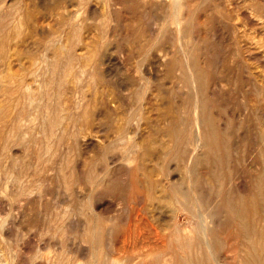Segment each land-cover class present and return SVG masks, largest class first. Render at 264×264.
<instances>
[{"label":"rangeland","instance_id":"1","mask_svg":"<svg viewBox=\"0 0 264 264\" xmlns=\"http://www.w3.org/2000/svg\"><path fill=\"white\" fill-rule=\"evenodd\" d=\"M141 1L122 0L121 2V0H118V3H116L117 0L114 1L113 0H104V1L103 0H85V1L84 0H61V1L34 0L35 2L34 3L32 0H19V2L17 0H0V171H1L0 173V217H1L0 218V251H1L0 261L1 264L2 263L52 264L61 258L64 261V264H87V263L100 264V262L104 260L108 261L110 264L111 262L110 259L112 256H114L116 259L115 261L116 263H112V264H162L163 262L161 261H164V259L167 257L171 259V264H174L175 261H176L175 264H179L178 261L180 260V258H182L184 254L186 255L190 253L194 257H196V255L198 254L196 258L199 260L205 258L204 251H202L197 247L196 240L191 241L192 246L190 248L185 250L183 248L180 249L181 247L178 248L175 239L169 236L167 227L165 228L162 225H161L162 228L156 226L158 221L157 222L155 221L154 215L157 214L156 212L157 210L155 211L152 210L153 208L152 209L150 208V206L153 205H150L151 203H149L150 200H148L147 197L148 194L146 193V191L144 190L140 191L141 188L138 187L134 189H131L130 187L126 188L127 184L125 183L129 181L131 175L129 173L131 171L132 174H134V176L137 173V175H139L137 176V178H139L140 180L143 177L139 168L136 169L137 159L139 155L138 145L140 140L139 132L135 131L136 130L135 125L138 119L135 117L133 118L132 120L133 124H131L130 127L131 129L128 128L129 132H126L124 134L125 138L123 140H115V138H117L115 129L118 126L122 125L123 116L125 114V110L127 109V107H125L124 105V102L126 101L123 102V99L125 100V98H127L129 93L135 91L139 94L137 97V102L135 104V110L139 112L143 106L147 109L148 112L150 110L149 115H150L151 123L147 125L143 124L142 128L144 129V132L149 133L150 137L153 139L157 138L158 136H160L158 138L162 137L165 140L169 138L168 136L164 137L162 132L161 133L159 132L158 135H155L157 134L155 133V129L157 127L161 129L165 128L166 116L171 113L172 111L171 109H173L172 104L174 107L181 105L182 99H184L183 97H185V91L187 87L183 84V82L179 77L181 69L179 68L180 70H178V68L172 67V65L170 64L169 65L166 64L168 61H170L172 58L176 56H178L181 59V63L184 65L186 63V59L188 58L189 53L196 51L198 56H200L199 58L202 60L203 65L205 64L204 67L205 69L207 68L206 70L208 71L207 72L208 75L212 78V82H213L212 90L214 92L217 91L218 93L216 92V95H218L222 100L227 102L226 104L227 106L224 105L220 107L221 111H223L224 117L227 118L228 116L227 113L229 114L230 111L231 112L233 111L237 114L242 113L240 119H238L239 123L235 125L234 134L232 137L235 142L239 141V143L241 144V150H239L238 155L235 151H232L229 161L225 164L227 171L229 170L227 185L229 186L233 185L235 187L238 184L239 186L241 184L243 176H246V181L248 182V184H251L253 175L256 173L257 168L261 166L260 163L262 157L259 154V152L255 153V158H253L254 156L250 158L249 156L250 153L244 148L246 147L245 144L247 145L248 139L255 137L256 132H258L260 129H263V125H264V0H164L165 2L163 0H141ZM175 1L178 2L179 4L175 3ZM163 2L165 3L164 6H160V4ZM45 5L46 6L49 5V6L46 7ZM64 5L68 6L70 9L67 7L68 9L67 11L66 6L64 7ZM179 6L180 8H178ZM98 7H100V9ZM34 8L36 9V11L34 10ZM109 8L111 9L112 13ZM55 9L56 11L54 12ZM148 9L149 11H147ZM11 14L12 17L10 16ZM3 15L5 16V18L3 17ZM27 16H29V19ZM113 16L115 17L113 18ZM1 17H3L4 19ZM55 19L56 21H54ZM62 19L63 21L64 20H69V22L72 21L75 24L78 22L77 25H79V29L71 31V29L68 27L63 28ZM177 20H179V23L176 22ZM187 22L190 24L191 32L185 35V33L182 31V27ZM86 23L87 25L89 24L90 25L87 26ZM40 24L41 26H39ZM45 24L48 25L46 26ZM126 26L128 28L130 26L131 27L128 29ZM171 28H173L172 31ZM140 29L141 30L143 29V31H138ZM65 30L68 33H66ZM115 31L118 34L115 33ZM44 32L45 34H43ZM34 36H36L37 38ZM114 36L116 39L114 38ZM143 39L146 40L142 41ZM87 41L88 42L91 41V42L88 44ZM71 43H73L72 51L76 55L75 59L71 58L70 60L66 51H62L63 65L59 71L58 78L61 79L63 83L62 99L63 97H67L68 101H70L69 103L71 104V108L70 110L68 109L69 110L68 112H70L71 114L73 113V116L66 117L67 110L64 109L63 112L61 111L62 113L61 115L65 113L64 114L65 116L63 115L64 117L63 123L65 122H66L65 124L68 123L67 125L69 130L68 133L64 134L62 133L61 126L60 128L57 127L58 136H60L61 139L60 141L54 136L46 135L45 131L41 127L38 107L42 106L43 107L42 109L45 113L49 111V108L43 105V101L39 100L38 98L33 99L32 102L31 100H27L25 103V115L21 119H15L17 108L15 109L14 104H10L11 102H9V99H7L9 96L6 93L7 92L6 90H8L9 87H11L12 81H14V79L22 78L26 80L28 83L32 80L30 82L31 84L29 83V89L32 94L36 93V91H39L40 90L39 88L41 87L40 85H42V74L49 73L48 64L50 61H52L51 54H53L54 52L53 50L55 46L57 45L65 46V45H70ZM84 43L87 44V46ZM129 43L130 46L128 47ZM27 44L29 45L27 46ZM123 45L124 48L122 47ZM210 45H212V47ZM88 46L90 49L87 48ZM132 47L133 49L131 50ZM181 47H183L184 50ZM35 48L38 50H36ZM92 48L94 49V51L92 50ZM21 49L22 50L25 49V51L22 52ZM28 51L30 54L28 53ZM47 51L49 53H47ZM102 51H103V55H101ZM165 52H168L167 58L163 59L162 54ZM134 55L135 57H133ZM44 58L46 62H44L45 61ZM79 58L82 60H80ZM22 59L23 61H21ZM30 59H32V61ZM104 61H106L107 63L106 62L104 63ZM68 62H70L71 64L69 65L66 64ZM81 62L86 63L85 70L83 71L75 70V68L78 67L77 65ZM102 62L103 65H101ZM35 65H37L36 66L37 68L35 67ZM39 65L41 68L38 67ZM150 66L151 68H149ZM27 67L30 68L27 69ZM214 67H216L217 70ZM25 68L27 70H23ZM13 69L16 71H13ZM183 69H186L185 65L183 66ZM98 70L99 72H97ZM81 72L84 73L81 74ZM67 73L69 74V76H67ZM99 73L100 74L102 73L101 76ZM94 75H96L95 77L96 80L94 79V77H92ZM156 78L157 80L155 81ZM67 79L69 82L67 81ZM104 79L107 80V82ZM218 79L221 82H219ZM98 82L100 85H98ZM112 82L117 84L115 85ZM155 82L158 83L157 86H155ZM71 83L73 86H71ZM251 83H256V86H254ZM102 85L103 86L105 85L106 89ZM35 86L38 87L36 88ZM133 86L134 87L137 86L138 88L137 87L134 88ZM212 86L210 87L212 88ZM257 86L260 89H257ZM112 88H114L113 90L118 95L113 93ZM117 88L120 89L118 90ZM48 89L52 90L50 88ZM255 89H257L258 93L255 91ZM70 90L73 91L72 93L69 94V92H71ZM110 90L112 91V93L110 92ZM102 91L103 93L105 92L104 93L105 97ZM109 94L111 95V97H113V101H111L112 98L110 97ZM150 94H152V96H150ZM107 95L109 97H107ZM103 97L106 98L104 101H103L104 99ZM65 99L66 98H64L63 100L66 103ZM37 100L39 103L37 102ZM62 101L61 103L64 104V101L63 102ZM87 101L90 103H88ZM166 101L167 103L165 104ZM96 104L97 107L95 106ZM114 104L118 107H116ZM256 104L260 106L258 118L254 115L255 111H253L252 109L253 107L255 108L257 107ZM107 105H109L110 108L107 107ZM94 106L96 108H93ZM9 107L11 108V110ZM84 108L86 109L84 110ZM101 108L102 110H100ZM93 109L98 114L96 115V117L95 116L91 117L90 112L88 113V111H92ZM110 109L112 111H110ZM86 110L87 112L86 114H84V111ZM4 111H7L8 113L6 118L3 117ZM99 112H101L100 116H99ZM114 113L116 114L118 113V114L116 115ZM106 114H108V116ZM160 114H162V116H160ZM101 117L105 119H102ZM6 119L10 123V125H7V127L4 126V124L6 123ZM121 119L122 122L118 121ZM79 120L82 121L83 123L80 122ZM17 122H19V127L14 128ZM117 123H119L118 126ZM155 123L157 126L155 125ZM160 123L163 126H160L161 125ZM9 128H11L13 131ZM79 128H81L82 131ZM19 132L21 134L20 137L17 136ZM26 132L28 133V135L26 134ZM70 139L72 141H69ZM111 141L115 142L114 146L112 148L106 149V144H108ZM47 142L49 146H51L48 147V149L44 148V145ZM87 148L89 149L91 148V149L87 150ZM5 150H7V152ZM39 150H41V154L39 153ZM85 151L87 153H85ZM74 152L75 154L73 155ZM116 154L122 157L125 156V159H119L115 163L117 165L115 167L108 165L109 169L106 167L104 170L98 171V173L100 174V175L98 174L99 175L98 177L100 178L90 183L88 181V177L90 175V172L93 170V167L89 164V162L86 161H89V158L92 159L96 156L102 155L105 157L104 162H108L110 160L109 156L112 157L115 156ZM134 154H137V156ZM90 155H92V157ZM130 158H133V161L130 160ZM85 159L87 160L85 161ZM5 160L8 162H4ZM125 160L128 161L130 160V161L128 163V161ZM150 160L153 161L155 160V162L149 161L148 165L152 166L156 164L158 168L157 171L149 172L150 177L153 179H160V180L163 179L165 176L164 174H166L167 171L163 169L161 166H159L158 163H156L157 162L156 158L152 157ZM163 160L164 159L160 157L159 163L160 162L163 163ZM55 161H57V163H56V167L54 168ZM133 165H135L134 168L132 167ZM5 166H7L8 168ZM51 167L53 168L51 169ZM255 167L257 168L255 169ZM80 172H83L82 176L84 178V181L82 184L79 182V176L81 175ZM158 173L162 176H160ZM13 177L14 179H12ZM112 181L115 184L112 183ZM121 183L122 185H120ZM80 185L86 186L85 192H79V190L81 191ZM25 187H29V192H28L29 194L27 195L22 193L23 192L22 189ZM71 187H73V189ZM123 187L125 189H122ZM44 191L47 193H45ZM104 191L107 193L101 196L100 194L103 193ZM84 193L88 195L87 197L90 198V200L86 196H84L85 195ZM156 193L157 195L165 194L164 191L163 192L159 191V193L158 192ZM34 194L35 196H32ZM44 195L46 196L42 197ZM65 195L67 196V198ZM28 198L30 200L31 198H33V200L30 201ZM36 199H38L39 202ZM125 199L126 200L128 199V201H126ZM23 200H25L26 202ZM28 200L30 203L28 202ZM41 201L43 204L41 203ZM78 201H81L82 203L79 204ZM132 201L134 204H132ZM178 201L179 200L176 198L175 194H172L171 196H169V199H165L163 201V205H164L163 209L167 217H172L173 210H177L181 206L180 202ZM175 203H177L176 204L177 206L175 205ZM38 204L40 205V207ZM71 206H73V208ZM145 207L147 211L144 210ZM74 208L75 210H73ZM110 210L114 212L112 213ZM169 210L172 211L169 212ZM45 211L47 212L45 213ZM247 212L248 213H246L245 219L255 227L256 232H259L262 235H264V210L263 211L259 210V212H255L254 214L250 212V209ZM54 213H56L57 215H54ZM110 213L113 215H111ZM124 213L126 214L129 213L128 215L131 214L133 216L135 215V217H137L138 219L140 217L139 220H137L136 222L134 221L136 223V224L134 223V226L135 227L139 226L138 231L140 233L138 235L139 237L137 236L139 241L137 242L136 246L133 247V244L131 245L132 247L129 246L130 247L129 250L132 249L130 250V252L129 250L128 252H123V250L121 251L118 248V246L121 245V238L123 239V237L119 238L120 241L115 251L113 247L114 244L113 235L112 233L109 232L110 231L109 229L111 228L110 226H112L113 224L117 223L118 227H120V225L122 226L123 224L124 226L127 223L126 220L128 215H125ZM92 216H95V222L92 223L91 226H87L86 223L87 218H90ZM108 216H111L112 218ZM121 218H123L124 220ZM111 220L114 223L111 222ZM138 221L139 223H137ZM220 222H222L224 225V233L231 234L234 237L236 236L238 237V241L239 243H241L239 246L238 255L240 254V252L241 254L244 253V250H242L244 249L242 247L243 237L241 236V233L239 231V228L236 224V220L234 219V217L229 215H223ZM72 223H74V226L72 225ZM101 224L103 225V228H100ZM93 225L95 226V228ZM152 227L153 230L154 228L158 230V234L152 230ZM55 230L57 233L55 232ZM29 237L30 238L32 237L31 240L29 239ZM48 237L50 240H48ZM38 238L40 239L38 240ZM43 238L45 241L43 240ZM93 239L95 241H93ZM153 240H155V242ZM141 246L143 247V249ZM44 248L46 250L49 249V251L46 254L44 253L46 251L44 250ZM137 249H139V251ZM149 250H151V253ZM195 250L197 251V253L195 252ZM147 251L149 252L147 253ZM155 253L157 257L154 256ZM41 254L42 256H40ZM49 254L53 256L52 258L55 260H53L51 256H49ZM150 256L152 258H150ZM47 257H49L52 261L47 260ZM119 257L120 259H118ZM137 257L139 259H134ZM79 260L83 262L81 263L80 261V263H78ZM237 261H240V256L235 258L234 260L228 257L226 260H224V263L239 264V262ZM240 263L245 264L241 261Z\"/></svg>","mask_w":264,"mask_h":264},{"label":"bare ground","instance_id":"2","mask_svg":"<svg viewBox=\"0 0 264 264\" xmlns=\"http://www.w3.org/2000/svg\"><path fill=\"white\" fill-rule=\"evenodd\" d=\"M19 2V0H17ZM34 2V0H32ZM44 1V0H43ZM61 1V0H60ZM85 1V0H84ZM104 1V0H103ZM114 1V0H113ZM127 1V0H126ZM139 1V0H138ZM141 1V0H140ZM164 1V0H163ZM31 2V1H30ZM29 2V3H30ZM46 2V1H45ZM122 2V0H121ZM124 2V1H123ZM136 2V1H135ZM142 2V1H141ZM165 2V1H164ZM161 3L160 6H164L165 3ZM14 3V2H13ZM35 3V2H34ZM37 3V2H36ZM62 3V2H61ZM109 3V2H108ZM118 3V0L117 2ZM120 3V2H119ZM147 3V2H145ZM154 3V2H153ZM175 3H178L175 1ZM19 4V3H17ZM49 4V3H48ZM54 4V3H53ZM60 4V3H59ZM179 4V3H178ZM36 5V4H35ZM58 5V4H57ZM75 5V3H74ZM135 5V4H134ZM140 5V3H139ZM143 5V4H142ZM150 5V3H149ZM177 5V4H176ZM46 6V5H45ZM49 6V5H47ZM46 6V7H47ZM66 5H64L65 7ZM114 6V5H113ZM144 6V5H143ZM142 6V7H143ZM15 7V6H14ZM13 7V8H14ZM28 7V6H27ZM38 7V6H37ZM68 6H66V10ZM95 7V6H94ZM110 7V6H109ZM137 7V6H136ZM141 7V9H142ZM154 7V6H153ZM156 7V6H155ZM42 8V7H41ZM69 8V7H68ZM72 8V7H71ZM93 8V6H92ZM100 9V7H98ZM176 8V7H175ZM180 8V6L178 7ZM28 9V8H27ZM46 9V8H45ZM65 9V8H64ZM70 9V8H69ZM75 9V8H74ZM110 9V8H109ZM133 9V8H132ZM138 9V8H137ZM150 9V8H149ZM149 9L147 11H149ZM17 10V9H16ZM34 10L36 11V9L34 8ZM39 10V9H38ZM47 10V9H46ZM63 10V9H62ZM61 10V12H62ZM92 10V9H91ZM95 10V9H94ZM105 10V9H104ZM113 10V9H112ZM27 11V10H26ZM56 11V9L54 10V12ZM58 11V10H57ZM111 11V9H110ZM146 11V12H147ZM178 11V10H177ZM205 11V10H204ZM31 12V11H30ZM64 12V11H63ZM75 12V11H74ZM94 12V11H93ZM96 12V11H95ZM98 12V10H97ZM101 12V11H100ZM103 12V11H102ZM182 12V11H181ZM49 13V12H48ZM60 13V12H59ZM73 13V12H70ZM112 13V11H111ZM134 13V12H133ZM138 13V12H137ZM176 13V12H175ZM207 13V12H206ZM6 14V13H5ZM36 14V13H35ZM52 14V12H51ZM65 14V13H64ZM63 14V15H64ZM97 14V13H96ZM102 14V13H101ZM178 14V13H177ZM21 15V14H20ZM46 15V14H45ZM62 15V16H63ZM69 15V14H68ZM99 15V13H98ZM115 15V14H114ZM137 15V14H136ZM12 17V14L10 15ZM23 16V15H22ZM35 16V15H34ZM60 16V15H59ZM91 16V15H90ZM177 16V15H175ZM180 16V14H179ZM177 16V17H179ZM3 17L5 18V16L3 15ZM1 17V18H3ZM29 19V16H27ZM55 17V16H54ZM115 16H113L114 18ZM135 17V16H134ZM133 17V18H134ZM161 17V16H160ZM189 17V16H188ZM197 17V16H196ZM3 18V19H4ZM59 18V17H58ZM155 18V17H154ZM153 18V19H154ZM32 19V18H31ZM50 19V18H49ZM92 19V18H91ZM97 19V18H96ZM46 20V19H45ZM59 20V19H58ZM61 20V19H60ZM157 20V19H156ZM155 20V21H156ZM29 21V20H28ZM56 21V19L54 20ZM63 21V19H62ZM206 21V20H205ZM20 22V21H19ZM23 22V21H22ZM40 22V21H39ZM47 22V21H46ZM50 22V20H49ZM52 22V21H51ZM82 22V21H81ZM91 22V21H90ZM94 22V21H93ZM176 22L179 23V20H177ZM197 22V21H196ZM202 22V21H201ZM199 22V23H201ZM12 23V22H11ZM27 23V22H26ZM30 23V22H29ZM37 23V22H36ZM43 23V22H42ZM45 23V21H44ZM78 23V22H77ZM77 23L75 24L74 22L69 20H64L62 23V27H68L71 29V31L77 30L79 29V25H77ZM95 23V22H94ZM157 23V22H156ZM23 24V23H21ZM38 25V24H37ZM36 25V26H37ZM46 25V24H45ZM48 25V24H47ZM46 25V26H47ZM87 25V23H86ZM90 25V24H89ZM87 25V26H89ZM31 26V25H29ZM41 26V24L39 25ZM58 26V25H57ZM56 26V27H57ZM128 26V25H127ZM126 26V27H127ZM195 26V25H194ZM131 27V26H130ZM129 27V28H130ZM133 27V26H132ZM168 27V26H166ZM193 27V26H192ZM35 28V27H34ZM44 28V27H43ZM49 28V27H48ZM128 28V27H127ZM128 28V29H129ZM138 28V27H136ZM165 28V27H164ZM208 28V27H207ZM210 28V27H209ZM45 29V28H44ZM173 28H171L172 31ZM37 30V29H36ZM83 30V29H81ZM115 30V28H114ZM113 30V31H114ZM193 30V29H192ZM45 31V30H44ZM50 31V30H48ZM68 31V30H67ZM109 31V30H108ZM107 31V32H108ZM138 31H143V29L138 30ZM182 31L186 34H189L191 32V27L190 24L187 22L185 25H183L182 27ZM66 32V30H65ZM64 32V33H65ZM169 32V31H168ZM204 32V31H203ZM63 33V34H64ZM68 33V32H66ZM70 33V32H69ZM109 33V32H108ZM114 33V32H113ZM115 33H117L115 31ZM131 33V32H130ZM152 33V32H151ZM179 33V32H178ZM181 33V32H180ZM30 34V33H29ZM45 34V32L43 33ZM118 34V33H117ZM125 34V33H124ZM129 34V31H128ZM204 34V33H203ZM202 34V35H203ZM31 35V34H30ZM47 35V34H46ZM49 35V34H48ZM65 35V34H64ZM67 35V34H66ZM150 35V34H147ZM180 35V34H179ZM178 35V36H179ZM195 35V34H194ZM32 36V35H31ZM38 36V35H36ZM34 36V37H36ZM56 36V35H55ZM113 36V35H111ZM125 36V35H124ZM123 36V37H124ZM69 37V36H68ZM83 37V36H82ZM180 37V36H179ZM37 38V37H36ZM115 38V36H114ZM149 38V37H148ZM158 38V37H157ZM196 38V37H195ZM205 38V37H204ZM211 38V37H210ZM29 39V38H28ZM76 39V38H75ZM116 39V38H115ZM119 39V37H118ZM152 39V38H151ZM150 39V40H151ZM197 39V38H196ZM51 40V39H50ZM88 40V38H87ZM146 39H143L142 41H144ZM180 40V39H179ZM27 41V40H25ZM36 41V40H35ZM38 41V40H37ZM92 41V40H91ZM91 41H87L88 44ZM126 41V40H125ZM129 41V40H128ZM138 41V40H137ZM140 41V40H139ZM148 41V40H147ZM188 41V40H187ZM41 42V41H40ZM63 42V41H62ZM61 42V43H62ZM78 42V41H77ZM93 42V41H92ZM130 42V41H129ZM29 43V42H26ZM32 43V42H31ZM102 43V42H101ZM135 43V40H134ZM189 43V42H188ZM36 44V43H35ZM34 44V45H35ZM43 44V43H42ZM45 44V42H44ZM64 44V43H63ZM85 44V43H84ZM110 44V43H109ZM108 44V45H109ZM125 44V43H124ZM133 44V43H132ZM141 44V43H140ZM29 44H27L28 46ZM33 45V44H32ZM31 45V47H32ZM87 46V44H85ZM94 45V44H93ZM138 45V44H137ZM142 45V44H141ZM188 45V44H187ZM91 46V45H89ZM89 46L87 48H89ZM130 46V43L128 44V47ZM134 46V45H133ZM212 47V45H210ZM11 47V46H10ZM20 47V46H19ZM23 47V46H22ZM26 47V46H25ZM36 47V46H35ZM38 47V46H37ZM99 47V46H98ZM124 48V45L122 46ZM121 47V49H122ZM146 47V45H145ZM172 47V46H171ZM24 48V47H23ZM22 48V49H23ZM28 48V47H27ZM30 48V47H29ZM73 48V43H71L70 45H57L54 48V52L52 55V61L49 62V73H43L42 74V85H40L41 87L39 88V91H36V93L32 94L30 92L29 89V83L32 81H30L29 83L22 79V78H16L14 79V81H12L11 87H9L8 90H6L7 95L9 96L7 99H9V102H11L10 104H14L15 109L17 108V112L15 114V119H21L24 115H25V103L27 100H32L35 98H38L39 100L43 101V105L47 106L49 108V111L47 113H45L43 111V107L39 106L38 107V111H39V117H40V124L42 129L45 131L46 135H50V136H54L57 139H60V136H58V130L57 127L60 128L61 126V130L62 133L66 134L68 133V123L65 124L63 123V115H61V111L63 112V110H67V114L66 117H72L73 113L71 114L70 112H68L71 108V104L69 103L70 101H68L67 97H63L66 98V103L65 101L62 99L63 96V83L61 81V79L58 78L59 75V71L63 65V57H62V51H66L67 55L69 56L70 60L71 58L75 59V53H73L72 51ZM94 48V47H93ZM92 48V50L94 51V49ZM183 49V47H181ZM21 51H25L22 50ZM36 49V48H35ZM90 49V48H89ZM133 49V47L131 48V50ZM28 50V49H27ZM38 50V49H36ZM88 50V49H87ZM110 50V49H109ZM130 50V51H131ZM184 50V49H183ZM195 50V49H194ZM32 51V49H31ZM49 51V50H48ZM47 51V53H49ZM84 51V50H83ZM91 51V50H89ZM105 51V50H103ZM103 51L101 53V55H103ZM121 51V50H120ZM140 51V50H139ZM85 52V51H84ZM123 52V51H122ZM126 52V51H125ZM161 52V51H160ZM184 52V51H183ZM19 53V52H18ZM29 53V51H28ZM38 53V51H37ZM45 53V52H44ZM65 53V52H64ZM78 53V52H77ZM91 53V52H90ZM106 53V52H105ZM246 53V52H245ZM30 54V53H29ZM27 54V55H29ZM36 54V53H35ZM89 54V53H87ZM95 54V53H93ZM134 54V53H133ZM167 54L168 52L163 53V59L167 58ZM212 54V53H211ZM50 55V56H51ZM132 55V53H131ZM185 55V54H184ZM15 56V55H14ZM23 56V55H21ZM123 56V55H122ZM186 56V55H185ZM20 57V56H19ZM31 57V56H30ZM29 57V58H30ZM132 57V56H131ZM135 57V55L133 56ZM187 57V56H186ZM185 57V58H186ZM200 56H198V54L196 53V51L190 52L188 55V58L186 59V63L184 64L186 69H183V64L181 63V59L176 56L174 58H172L170 61H168L166 64H170L172 65V67H176L178 68V70H180V79L183 82V84L187 87L186 91H185V97H183L184 99H182V103L181 105L178 106H173L172 104V108L171 109V113L168 114L166 116V124H165V128L161 129L159 127H157L155 129V135H158V133L162 132L164 137L168 136L169 138L167 140H165L164 138H158L160 136H158L157 138H151L149 133H145L143 127V124L147 125L151 123V119H150V108L148 109L149 112L147 111V109L143 106L139 112H137V110H135V104L137 102V97H138V93L135 92H131L128 94L127 98H125V100L123 99L124 105L125 107H127V109L125 110V114L123 116V123L122 125L118 126L119 123H117V128L115 129L116 132V136L117 138H115V140H123L124 134L128 131V128L131 129V124L133 118H137V123H136V132H139L140 134V140H139V155H138V159H137V166L136 169L139 168V170L141 171L142 174V179L140 180L139 178H137V173H136V177L134 176V174H132V171L129 173L130 175V179L129 181H127L125 184H127L126 188L130 187L131 189L134 188H141V190L146 191V193L148 194V200L149 203H151L150 208L152 210H157V214L154 215L155 221L157 222L156 226L161 227V225L163 227H167L168 228V234L170 237H173L175 239V242L178 246V248L180 249H188L192 246V242L193 240L197 241V247L199 249H201L202 251H204V255L205 258L204 259H197V255L196 257H194L193 255L190 254H184L182 258H180V260L178 261L179 264H227L224 263V260H226L228 257L232 258L233 260L237 257L240 256V261L245 263V264H264V235H262L259 232L255 231V227L245 219L246 217V213H248L247 211L250 209L251 213H255V212H259L264 210V125H263V129H260L258 132H256L255 137H252L250 139H248L247 141V145L245 144V150H247L250 153V158H255V153L259 152V154L261 155L262 159H261V166H259L258 168L255 167L256 173L253 175L252 180H251V184H248V182L246 181V176H243L241 184L238 186H229L227 185L228 183V171L226 169L225 164L229 161L230 155L232 151H235L238 155L239 150H241V144L239 143V141H234L233 140V134H234V128L235 125L238 122V119H240V116L242 115V113L237 114L235 112H231L229 109V114L227 113V118L224 117L223 111H221V106H227V102L222 100L218 95H216V92H214L213 86H212V78L208 75V71L205 69L202 60L199 58ZM28 58V57H27ZM20 59V58H19ZM37 59V58H36ZM72 59V60H73ZM80 59V58H79ZM139 59V58H137ZM32 61V59H30ZM34 60V58H33ZM45 60V58H44ZM82 60V59H80ZM79 60V61H80ZM91 60V59H90ZM104 60V59H103ZM120 60V59H119ZM23 61V59L21 60ZM84 61V60H83ZM86 61V60H85ZM89 61V60H88ZM99 61V60H98ZM108 61V59H107ZM121 61V60H120ZM206 61V60H205ZM42 62V61H41ZM46 62V60L44 61ZM106 61H104L105 63ZM30 63V61H29ZM107 63V62H106ZM211 63V62H210ZM66 64H71L70 62L66 63ZM75 64V63H74ZM88 64V63H87ZM239 64V62H238ZM85 65L86 63H79L75 68V70H85ZM103 65V62L102 64ZM146 65V64H145ZM25 66V65H24ZM28 66V65H26ZM37 65H35L36 67ZM40 67V65L38 66ZM100 67V66H99ZM30 67H27V69H29ZM37 68V67H36ZM41 68V67H40ZM39 68V69H40ZM65 68V67H64ZM74 68V67H73ZM151 68V66L149 67ZM153 68V67H152ZM180 68V69H179ZM213 68V67H212ZM216 68V67H214ZM26 68L23 70H27ZM34 69V68H33ZM104 69V68H103ZM22 70V69H21ZM65 70V69H64ZM68 70V69H67ZM217 70V68H216ZM215 70V71H216ZM13 71H16L13 69ZM46 71V70H45ZM44 71V72H45ZM63 71V70H61ZM73 71V70H71ZM70 71V72H71ZM101 71V70H100ZM105 71V70H103ZM20 72V71H19ZM22 72V71H21ZM31 72V71H30ZM36 72V70H35ZM67 72V71H66ZM69 72V71H68ZM75 72V71H74ZM99 72V70L97 71ZM15 73V72H14ZM34 73V72H33ZM84 72H81V74ZM134 73V72H133ZM132 73V74H133ZM161 73V72H160ZM30 74V73H29ZM91 74V73H90ZM98 74V73H97ZM100 74V73H99ZM102 74V73H101ZM100 74V76H101ZM105 74V73H104ZM13 75V73H12ZM71 75V73H70ZM120 75V74H119ZM147 75V74H145ZM215 75V74H214ZM15 76V75H14ZM20 76V75H19ZM31 76V75H30ZM41 76V75H40ZM67 76H69V74L67 73ZM89 76V75H88ZM116 76V75H115ZM127 76V75H126ZM2 77V76H1ZM12 77V76H11ZM86 77V76H85ZM96 77V75L92 76ZM104 77V76H103ZM162 77V76H161ZM217 77V76H216ZM229 77V76H228ZM6 78V77H4ZM87 78V77H86ZM91 78V77H90ZM127 78V77H126ZM149 78V75H148ZM215 78V77H214ZM218 78V77H217ZM232 78V77H231ZM29 79V78H28ZM74 79V78H73ZM83 79V78H82ZM99 79V78H98ZM103 79V78H101ZM100 79V80H101ZM120 79V78H119ZM124 79V78H123ZM161 79V78H160ZM220 79V78H219ZM218 79V81H219ZM38 80V79H37ZM96 80V79H95ZM105 80V79H104ZM149 80V79H148ZM157 80V78L155 79V81ZM4 81V80H3ZM68 81V79H67ZM76 81V80H74ZM81 81V80H80ZM89 81V80H88ZM87 81V82H88ZM102 81V80H101ZM107 82V80H105ZM243 81V80H242ZM241 81V82H242ZM35 82V81H34ZM41 82V81H40ZM69 82V81H68ZM71 82V81H70ZM79 82V81H78ZM116 82V81H114ZM112 82V83H114ZM127 82V81H126ZM141 82V81H140ZM149 82V81H148ZM221 82V81H219ZM245 82V80H244ZM254 82V81H253ZM256 82V81H255ZM77 83V82H75ZM80 83V82H79ZM89 83V82H88ZM95 83V82H94ZM104 83V81H103ZM31 84V83H30ZM102 84V83H101ZM115 84V83H114ZM117 84V83H116ZM115 84V85H116ZM212 86V88L209 86ZM226 84V83H225ZM229 84V83H228ZM254 86H256V83H251ZM39 85V84H38ZM65 85V84H64ZM91 85V83H90ZM98 85L99 82H98ZM109 85V84H107ZM120 85V84H119ZM137 85V84H136ZM140 85V84H139ZM158 83L155 82V86H157ZM214 85V84H213ZM231 85V84H230ZM66 86V85H65ZM64 86V87H65ZM71 86L72 83H71ZM89 86V85H88ZM103 86V85H102ZM149 86V85H148ZM163 86V85H162ZM232 86V85H231ZM234 86V85H233ZM239 86V85H238ZM5 87V85H4ZM36 87V86H35ZM33 87V88H35ZM38 87V86H37ZM36 87V88H37ZM90 87V86H89ZM100 87V86H99ZM105 88V85L103 86ZM113 87V86H111ZM125 87V86H124ZM134 87V86H133ZM137 87V86H136ZM134 87V88H136ZM235 87V86H234ZM2 88V86H1ZM48 88L52 89L49 90ZM67 88V87H66ZM69 88V87H68ZM74 88V87H72ZM87 88V87H86ZM91 88V87H90ZM88 88V89H90ZM122 88V87H121ZM138 88V87H137ZM185 88V87H184ZM226 88V87H225ZM101 89V88H100ZM106 89V88H105ZM104 89V90H105ZM114 88H112L113 90ZM118 89V88H117ZM120 89V88H119ZM118 89V90H119ZM154 89V88H153ZM172 89V88H171ZM174 89V88H173ZM239 89V88H238ZM257 89H260L257 86ZM257 89H255V91L257 92ZM65 90V89H64ZM82 90V89H81ZM99 90V88H98ZM168 90V89H166ZM226 90V89H225ZM72 93L73 90H70ZM87 91V90H86ZM96 91V90H95ZM106 91V90H105ZM108 91V90H107ZM117 91V90H116ZM125 91V90H124ZM128 91V90H127ZM165 91V90H164ZM98 92V91H97ZM96 92V93H97ZM110 92L112 93V91L110 90ZM120 92V91H119ZM154 92V91H153ZM166 92V91H165ZM164 92V93H165ZM248 92V91H247ZM67 93V92H66ZM74 93V92H73ZM99 93V92H98ZM97 93V94H98ZM103 93V91H102ZM101 93V94H102ZM105 93V92H104ZM103 93L104 97L105 94ZM110 93V94H111ZM113 93H115V91L113 90ZM121 93V92H120ZM119 93V94H120ZM163 93V94H164ZM218 93V92H217ZM258 93V92H257ZM65 94V93H64ZM84 94V93H83ZM91 94V93H90ZM89 94V95H90ZM96 94V95H97ZM109 94V95H110ZM117 94V93H115ZM114 94V95H115ZM5 95V92H4ZM118 95V94H117ZM122 95V94H121ZM67 96V94H66ZM72 96V95H70ZM68 96V97H70ZM85 96V95H84ZM100 96V95H99ZM113 96V95H112ZM150 96H152V94H150ZM174 96V95H173ZM225 96V95H224ZM87 97V95H86ZM95 97V94H94ZM92 97V98H94ZM103 97V98H104ZM107 97H109L107 95ZM111 97V95H110ZM115 97V96H114ZM123 97V96H122ZM157 97V95H156ZM182 97V96H181ZM113 101V97H111ZM109 98V99H111ZM119 98V97H118ZM155 98V97H153ZM161 98V97H160ZM98 99V98H95ZM102 99V98H101ZM106 98L103 99V101ZM64 101V104L61 103V101ZM70 100V99H69ZM73 100V99H72ZM91 100V99H90ZM89 100V101H90ZM115 100V99H114ZM117 100V98H116ZM115 100V101H116ZM120 100V99H119ZM7 101V100H5ZM62 101V102H63ZM82 101V100H81ZM96 101V100H95ZM101 101V100H100ZM102 101V103H103ZM114 101V102H115ZM150 101V99H149ZM156 101V100H155ZM154 101V102H155ZM161 101V100H160ZM164 101V99H163ZM172 101V99H171ZM38 102V100H37ZM86 102V101H85ZM88 102V101H87ZM122 102V103H123ZM157 102V101H156ZM39 103V102H38ZM90 103V102H88ZM86 103V104H88ZM96 103V102H95ZM100 103V102H97ZM110 103V100H109ZM108 103V104H109ZM113 103V102H112ZM121 103V102H119ZM153 103V102H152ZM167 103V101L165 102V104ZM180 103V102H179ZM4 104V103H3ZM79 104V103H78ZM107 104V103H106ZM118 104V103H116ZM150 104V103H149ZM94 105V104H93ZM115 105V104H114ZM113 105V106H114ZM253 105V104H252ZM38 106V105H37ZM97 107V104L95 105ZM93 108H96V107ZM100 106V105H99ZM116 106V105H115ZM148 106V104H147ZM159 106V104H158ZM171 106V105H170ZM256 108L253 107V111H255L254 115L258 118L259 116V109L260 106L258 104H256ZM36 107V106H35ZM107 107H109V105H107ZM118 107V106H116ZM161 107V106H160ZM159 107V108H160ZM164 107V106H163ZM262 107V106H261ZM8 108V107H7ZM10 108V107H9ZM78 108V107H77ZM110 108V107H109ZM114 108V107H113ZM158 108V107H157ZM62 109V110H61ZM69 109V110H68ZM86 108H84L85 110ZM112 109V108H111ZM110 109V111H112ZM119 109V108H118ZM117 109V110H118ZM152 109V108H151ZM156 109V108H155ZM243 109V108H242ZM6 110V109H4ZM11 110V108H10ZM88 110V109H87ZM86 111H84V114H86ZM102 110V108L100 109ZM109 110V109H108ZM154 110V109H153ZM158 110V109H157ZM163 110V109H162ZM250 110V109H249ZM8 111V110H7ZM7 111L3 112V117L6 118L7 116ZM105 111V110H103ZM102 111V112H103ZM166 111V110H165ZM242 111V110H241ZM245 111V110H244ZM90 112V116L93 117L96 115H98L96 113V111L93 109L92 111H88V113ZM120 112V111H119ZM164 112V111H162ZM237 112V111H236ZM246 112V111H245ZM99 112V116H100ZM244 113V112H243ZM261 113V112H260ZM103 114V113H102ZM116 114V113H114ZM118 114V113H117ZM116 114V115H117ZM80 115V114H79ZM104 115V114H103ZM108 116V114H106ZM121 115V114H120ZM123 115V114H122ZM65 116V115H64ZM77 116V115H76ZM81 116V115H80ZM102 116V115H101ZM112 116V115H111ZM119 116V115H118ZM160 116H162V114H160ZM82 117V116H81ZM103 117V116H102ZM101 117V118H102ZM76 118V117H75ZM98 118V116H97ZM100 118V119H101ZM112 118V117H111ZM122 118V117H121ZM225 118V119H224ZM35 119V118H34ZM83 119V118H82ZM105 119V118H102ZM250 119V118H249ZM108 120V119H107ZM136 120V119H134ZM80 121V120H79ZM86 121V120H85ZM88 121V120H87ZM110 121V120H109ZM113 121V120H111ZM117 121V120H116ZM115 121V123H116ZM122 122L121 120H118ZM248 121V120H247ZM262 121V120H261ZM82 122V121H80ZM263 122V121H262ZM75 123V122H74ZM83 123V122H82ZM81 123V124H82ZM97 123V122H96ZM107 123V122H106ZM163 123V122H162ZM101 124V122H100ZM114 124V123H113ZM158 124V123H157ZM161 124V123H160ZM159 124V125H160ZM7 125H10V123L8 122V120L6 119V123L4 124L5 127H7ZM156 125V123H155ZM81 126V125H80ZM157 126V125H156ZM160 126H163L162 124ZM239 126V125H237ZM19 127V122L16 123L14 128ZM93 127V126H92ZM101 127V126H100ZM103 127V126H102ZM155 127V126H154ZM248 127V126H247ZM254 127V126H253ZM257 127V126H256ZM21 128V127H20ZM109 128V127H108ZM148 128V127H147ZM153 128V126H152ZM261 128V127H260ZM11 129V128H9ZM81 131L82 129L79 128ZM97 129V128H96ZM95 129V130H96ZM12 130V129H11ZM74 130V129H73ZM98 130V129H97ZM13 131V130H12ZM80 131V132H81ZM23 132V131H22ZM21 132V133H22ZM73 132V131H72ZM135 132V134H136ZM149 132V131H148ZM153 132V131H152ZM111 133V132H110ZM255 133V132H254ZM26 134L28 135V133L26 132ZM104 134V133H103ZM25 135V134H24ZM75 135V133H74ZM81 135V134H79ZM138 135V134H137ZM153 135V134H152ZM154 135V136H155ZM162 135V134H161ZM17 136H21L20 132L17 134ZM78 136V135H77ZM136 136V135H135ZM76 137V136H75ZM241 137V136H240ZM244 137V136H243ZM250 137V136H249ZM70 138V137H69ZM109 138V137H108ZM136 138V137H135ZM127 139V138H126ZM138 139V137H137ZM90 140V139H89ZM114 140V141H115ZM69 141H72L71 139ZM76 141V140H75ZM88 141V140H87ZM92 141V140H91ZM114 141L109 142L108 144H106V149L108 148H112L115 144ZM130 141V140H128ZM94 142V141H93ZM101 144V143H100ZM129 144V143H128ZM243 144V143H242ZM54 145V144H53ZM79 145V144H78ZM77 145V147H78ZM95 145V144H94ZM49 146L48 142L44 145V148L48 149ZM63 147V146H62ZM121 147V145H120ZM38 148V147H37ZM56 148V146H55ZM124 148V147H123ZM83 149V148H82ZM89 148H87L88 150ZM91 149V148H90ZM89 149V150H90ZM94 149V148H93ZM92 149V150H93ZM118 149V148H117ZM29 150V148H28ZM31 150V148H30ZM79 150V149H78ZM136 150V149H135ZM7 152V150H5ZM126 151V150H124ZM130 151V149H129ZM32 152V151H31ZM90 152V151H89ZM88 152V153H89ZM92 152V151H91ZM247 152V153H248ZM5 153V152H4ZM39 153L41 154V150H39ZM85 153H87L85 151ZM117 153V152H115ZM15 154V153H14ZM75 154V152L73 153V155ZM138 154V153H137ZM137 154H134L137 156ZM236 155V154H235ZM2 156V154H1ZM14 156V155H13ZM82 156V155H81ZM86 156V155H85ZM92 157V155H90ZM110 160L108 162H104V156H96L92 159L89 158V161H86L87 159H85L86 162H89V164L93 167V170L90 172V175L88 177V181L94 182L96 181L100 174L98 173V171H102L104 170L106 167L108 168V165H111L113 167L117 166L115 163L119 160V159H125V156H118L117 154L115 156H109ZM152 157L156 158L157 162L159 164V166H161L163 169H165L167 172L166 174H164V178L163 179H153L150 177L149 172H153V171H157V165H152L149 166L148 162L152 161L155 162V160H150ZM160 157L163 160V163L160 162L159 163V159ZM134 158V156H133ZM133 158H130V160L133 161ZM137 158V157H136ZM9 159V158H8ZM18 159V158H17ZM19 160V159H18ZM21 160V159H20ZM82 160V159H80ZM129 160V161H130ZM11 161V160H10ZM22 161V160H21ZM77 161V160H76ZM128 161V160H125ZM128 161V163H129ZM131 161V162H132ZM4 162H8V161H4ZM35 162V161H34ZM82 162V161H81ZM130 162V163H131ZM10 163V162H9ZM54 168L56 167V163L57 161L54 162ZM152 164V163H151ZM29 165V164H28ZM233 165V163H232ZM4 166V165H3ZM37 166V165H36ZM58 166V165H57ZM80 166V165H79ZM77 166V167H79ZM130 166V165H129ZM135 165H133L132 167L134 168ZM252 166V165H251ZM7 167V166H5ZM48 167V166H47ZM131 167V169H132ZM254 167V166H253ZM8 168V167H7ZM6 168V169H7ZM50 168V167H49ZM53 167H51L52 169ZM121 168V167H120ZM130 168V167H129ZM232 168V167H231ZM109 169V168H108ZM119 169V168H118ZM162 169V170H163ZM8 170V169H7ZM130 170V169H129ZM52 171V170H51ZM79 171V169H78ZM82 171V170H81ZM135 171V169H134ZM138 171V170H137ZM232 171V170H231ZM4 172V171H2ZM115 172V171H114ZM1 173V171H0ZM12 173V172H11ZM16 173V172H15ZM67 173V172H66ZM81 175L79 176V182L82 184L84 181V178L82 176L83 172H80ZM135 173V172H134ZM139 173V172H138ZM161 173V172H160ZM239 173V172H238ZM87 174V173H85ZM99 174V175H98ZM149 174V175H148ZM155 174V173H154ZM159 174V173H158ZM61 175V174H60ZM87 175V176H88ZM103 175V174H102ZM156 175V174H155ZM160 175V174H159ZM158 175V176H159ZM52 176V175H50ZM129 176V175H128ZM162 176V175H160ZM6 177V176H4ZM21 177V176H20ZM29 177V176H28ZM42 177V176H41ZM39 177V178H41ZM54 177V176H53ZM235 177V176H234ZM8 179V178H7ZM14 179V177L12 178ZM23 179V178H22ZM64 179V178H63ZM25 180V179H24ZM27 180V178H26ZM35 180V179H34ZM22 181V180H21ZM49 181V180H48ZM59 181V179H58ZM114 181V180H113ZM112 181V183H114ZM26 182V181H25ZM31 182V181H29ZM52 182V181H50ZM123 182V181H122ZM238 182V181H237ZM61 183V182H60ZM230 183V182H229ZM53 184V183H52ZM115 184V183H114ZM32 185V183H31ZM85 185V184H83ZM92 185V184H91ZM122 185V183L120 184ZM208 187H207V186ZM53 186V185H51ZM77 186V185H76ZM96 186V185H95ZM115 186V185H114ZM228 186V187H227ZM41 187V186H40ZM55 187V186H54ZM81 187V191L79 190V192H85L86 191V186H82ZM125 187V186H124ZM122 189H125V188ZM73 189V187H71ZM106 188V187H105ZM39 189V188H38ZM69 189V187H68ZM107 189V188H106ZM130 189V191H131ZM90 190V188H89ZM139 190V189H138ZM22 193L23 194H29V187H25L22 189ZM38 191V190H37ZM41 191V189H40ZM67 191V190H66ZM129 191V192H130ZM159 191H164L165 194L164 195H157L156 192L159 193ZM45 192V191H44ZM62 192V191H61ZM64 192V191H63ZM91 192V191H90ZM125 192V190H124ZM138 192V191H137ZM5 193V192H3ZM34 193V192H33ZM36 193V192H35ZM47 193V192H45ZM107 192H103V193H99L101 196L106 194ZM176 195V198L179 200L178 202H180L181 206L177 209V210H173V216L172 217H167V215L164 212V205H163V201L165 199H169V196H171L172 194ZM17 194V193H16ZM83 194V193H81ZM80 194V195H81ZM85 194V193H84ZM88 194V193H87ZM7 195V194H6ZM21 195V194H20ZM90 195V194H89ZM111 195V194H110ZM116 195V194H115ZM142 195V194H141ZM8 196V195H7ZM32 196H35L32 195ZM46 195L42 196L45 197ZM66 196V195H65ZM69 196V195H68ZM76 196V195H75ZM79 196V195H78ZM84 196H88V195H84ZM124 196V195H123ZM143 196V195H142ZM5 197V196H4ZM90 197V196H89ZM132 197V196H131ZM134 197V196H133ZM144 197V196H143ZM175 197V196H174ZM27 198V197H26ZM35 198V197H34ZM67 198V196H66ZM88 198V197H87ZM117 198V197H116ZM114 198V199H116ZM123 198V197H122ZM121 198V199H122ZM29 199V198H28ZM85 199V198H84ZM83 199V200H84ZM90 200V198H88ZM130 199V197H129ZM135 199V198H134ZM141 199V198H140ZM22 200V199H20ZM30 200V199H29ZM28 200V202H29ZM31 200H33V198H31ZM30 200V201H31ZM38 200V199H36ZM119 200V199H118ZM126 200V199H125ZM139 200V198H138ZM147 200V199H146ZM25 201V200H23ZM65 201V200H64ZM106 201V200H105ZM113 201V200H112ZM117 201V200H116ZM120 201V200H119ZM128 201V199L126 200ZM26 202V201H25ZM33 202V201H32ZM39 202V200H38ZM79 204H81V201H78ZM84 202V201H83ZM177 202V203H178ZM24 203V202H22ZM30 203V202H29ZM37 203V202H36ZM42 203V201H41ZM145 203V202H144ZM175 203V205L177 204ZM43 204V203H42ZM41 204V205H42ZM49 204V203H47ZM78 204V205H79ZM95 204V203H94ZM93 204V205H94ZM129 204V203H128ZM127 204V205H128ZM132 204L133 201H132ZM39 205V204H38ZM106 205V204H105ZM145 205V204H144ZM43 206V205H42ZM59 206V205H58ZM77 206V205H76ZM86 206V205H83ZM116 206V205H114ZM174 206V205H172ZM177 206V205H176ZM40 207V205H39ZM44 207V206H43ZM47 207V206H46ZM45 207V209H46ZM63 207V206H62ZM73 208V206H71ZM80 207V206H79ZM111 207V206H109ZM128 207V206H127ZM48 208V207H47ZM77 208V207H76ZM98 208V207H97ZM166 208V207H165ZM173 208V207H172ZM49 209V208H48ZM47 209V210H48ZM59 209V208H58ZM101 209V208H100ZM130 209V208H128ZM136 209V208H135ZM142 209V208H141ZM170 209V208H168ZM39 210V209H38ZM75 210V208L73 209ZM118 210V209H117ZM140 210V209H139ZM146 210V207L144 209ZM40 211V210H39ZM43 211V210H42ZM51 211V210H50ZM111 211V210H110ZM128 211V210H127ZM133 211V210H132ZM172 211V210H171ZM169 210V212H171ZM47 211H45L46 213ZM67 212V211H66ZM70 212V211H69ZM89 212V211H88ZM112 212V211H111ZM114 212V211H113ZM112 212V213H113ZM135 212V211H134ZM139 212V211H138ZM149 212V211H148ZM154 212V211H153ZM43 213V212H42ZM79 213V212H78ZM108 213V212H107ZM130 213V212H129ZM129 213H124L125 215H128ZM152 213V212H151ZM59 214V213H58ZM105 214V213H104ZM111 214V213H110ZM144 214V213H143ZM49 215V214H48ZM51 215V214H50ZM54 215H57L56 213H54ZM113 215V214H111ZM146 215V214H145ZM223 215H229L234 217V219L236 220V224L239 228V231L241 233V236L243 237V242H242V247L244 249V253L238 255L239 253V246L241 243H239L238 241V237H234L231 234H226L224 233V225L222 222H220V220L222 219ZM38 216V215H37ZM64 216V215H63ZM68 216V215H67ZM71 216V215H70ZM115 216V215H114ZM151 216V214H150ZM36 217V216H35ZM56 217V216H55ZM99 217V216H97ZM111 217V216H108ZM135 215H128L127 220H126V224L123 226L120 225V227H118L117 223L113 224L112 226H110L111 228L109 229L110 233H112L113 235V247L114 250L116 251V247L119 243V238L123 237V239L121 238V245L118 246V248L123 252H128L129 250V246H131L133 244V247L137 245V242L139 241V239L137 238V236L139 235V231H138V227L139 226H134V223L140 219L135 217ZM1 218V217H0ZM112 218V217H111ZM153 218V217H152ZM153 218V219H154ZM48 219V218H47ZM70 219V218H68ZM72 219V218H71ZM74 219V217H73ZM86 219V218H85ZM107 219V218H106ZM120 219V218H119ZM118 219V220H119ZM123 219V218H121ZM255 219V218H254ZM77 220V219H75ZM83 220V219H82ZM108 220V219H107ZM124 220V219H123ZM149 220V219H148ZM31 221V220H30ZM74 221V220H73ZM81 221V220H80ZM135 221V222H134ZM154 221V222H155ZM52 222V221H51ZM75 222V221H74ZM95 222V216H92L90 218H87V226H91L92 223ZM111 222H113L111 220ZM123 222V221H122ZM65 223V222H64ZM114 223V222H113ZM139 223V221L137 222ZM145 223V222H144ZM233 223V222H232ZM120 224V223H119ZM136 224V223H135ZM72 225L74 226V223H72ZM81 225V224H80ZM7 226V225H6ZM9 226V225H8ZM62 226V225H60ZM67 226V225H66ZM94 226V225H93ZM92 226V227H93ZM150 226V225H149ZM152 226V224H151ZM58 227V226H57ZM229 227V226H228ZM33 228V227H32ZM60 228V227H59ZM73 228V227H72ZM84 228V227H83ZM95 228V226H94ZM100 228H103V225L101 224ZM158 228V227H157ZM162 228V227H161ZM51 229V228H50ZM159 229V228H158ZM164 229V228H163ZM153 230V227H152ZM9 231V230H8ZM7 231V232H8ZM50 231V230H49ZM70 231V230H69ZM155 233L158 234V230H156L154 228ZM163 231V230H162ZM45 232V231H44ZM47 232V231H46ZM56 232V230H55ZM165 232V230H164ZM57 233V232H56ZM72 233V232H71ZM96 233V232H94ZM154 233V232H152ZM51 234V233H50ZM62 234V232H61ZM60 234V235H61ZM29 235V234H28ZM45 236V235H44ZM95 236V235H94ZM150 236V235H149ZM240 236V237H241ZM139 237V236H138ZM145 237V236H144ZM155 237V236H154ZM32 238V237H31ZM31 238L29 237V239L31 240ZM51 238V236H50ZM72 238V236H71ZM158 238V236H157ZM36 239V238H35ZM40 238H38L39 240ZM61 239V238H60ZM96 239V238H95ZM44 240V238H43ZM48 240L49 237H48ZM142 240V239H141ZM37 241V240H36ZM45 241V240H44ZM47 241V239H46ZM61 241V240H60ZM93 241H95L93 239ZM112 241V240H111ZM146 241V240H145ZM149 241V240H148ZM147 241V242H148ZM155 242V240H153ZM166 241V240H164ZM241 241V240H240ZM78 242V241H77ZM80 242V241H79ZM47 243V242H46ZM51 243V242H50ZM49 243V244H50ZM53 243V242H52ZM144 243V242H142ZM55 244V243H54ZM78 244V243H77ZM93 244V243H92ZM46 245V244H45ZM48 245V244H47ZM72 245V244H71ZM144 245V244H143ZM163 245V244H161ZM244 245V246H243ZM84 246V245H83ZM166 246V245H165ZM45 247V246H44ZM49 247V246H48ZM47 247V248H48ZM72 247V246H71ZM97 247V246H96ZM132 247V246H131ZM142 247V246H141ZM196 247V246H195ZM51 248V246H50ZM83 248V247H82ZM71 249V248H70ZM75 249V248H74ZM84 249V248H83ZM107 249V247H106ZM143 249V247H142ZM196 249V248H195ZM44 250H46L44 248ZM52 250V249H51ZM54 250V249H53ZM132 250V249H130ZM129 250V252H130ZM139 251V249H137ZM156 250V249H155ZM191 250V249H190ZM49 251V249H47L44 253L46 254ZM95 251V250H94ZM99 251V250H98ZM136 251V250H135ZM151 253V250H149ZM147 251V253L149 252ZM153 251V250H152ZM179 251V250H178ZM183 251V250H182ZM1 252V251H0ZM43 252V250H42ZM55 252V251H54ZM134 252V251H133ZM155 252V251H154ZM180 252V251H179ZM184 252V251H183ZM192 252V251H191ZM195 252L197 253V251L195 250ZM194 252V253H195ZM200 252V250H199ZM243 252V251H242ZM56 253V252H55ZM58 253V252H57ZM135 253V252H134ZM145 253V252H144ZM171 253V252H170ZM181 253V252H180ZM43 254V253H42ZM42 254L40 256H42ZM74 254V253H73ZM138 254V253H137ZM163 254V253H162ZM161 254V255H162ZM53 255V254H52ZM56 255V254H55ZM83 255V254H82ZM128 255V254H127ZM153 255V254H152ZM172 255V254H171ZM22 256V255H21ZM49 256H51L49 254ZM62 256V253H61ZM86 256V255H85ZM103 256V255H102ZM119 256V255H118ZM117 256V257H118ZM149 256V255H148ZM156 256V253L155 255ZM53 256H51L52 258ZM89 257V256H88ZM157 257V256H156ZM164 257V256H163ZM36 258V257H35ZM55 258V256H54ZM150 258H152L150 256ZM171 258V256H170ZM174 258V257H173ZM202 258V257H199ZM20 259V258H19ZM53 259V258H52ZM120 259V257L118 258ZM134 259H139L134 258ZM148 259V258H147ZM38 260V259H36ZM47 260H51L49 257H47ZM55 260V259H53ZM83 260V259H82ZM96 260V258H95ZM111 262L112 263H116V259L114 256L111 257ZM122 260V259H121ZM125 260V259H124ZM173 260V259H172ZM175 260V259H174ZM20 261V260H19ZM24 261V260H23ZM52 261V260H51ZM81 260L78 261V263H80ZM240 261H237L240 263ZM83 261H81L82 263ZM118 262V261H117ZM126 262V261H125ZM162 264H171V259H169L168 257L164 259V261ZM22 263V262H21ZM29 263V262H28ZM47 263V262H46ZM49 263V262H48ZM98 263V262H97ZM129 263V262H128ZM176 263V261H175ZM174 263V264H175ZM1 264V261H0ZM4 264V263H2ZM52 264H64V261L61 259H58L56 262L52 263ZM88 264V263H87ZM95 264V263H94ZM100 264H109L108 261H101Z\"/></svg>","mask_w":264,"mask_h":264}]
</instances>
